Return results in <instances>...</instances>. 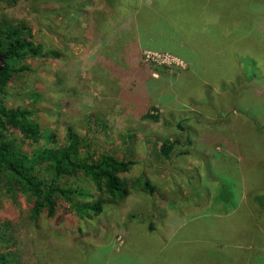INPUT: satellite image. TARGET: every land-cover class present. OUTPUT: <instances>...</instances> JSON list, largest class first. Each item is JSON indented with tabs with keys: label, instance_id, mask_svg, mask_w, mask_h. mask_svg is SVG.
<instances>
[{
	"label": "rangeland",
	"instance_id": "obj_1",
	"mask_svg": "<svg viewBox=\"0 0 264 264\" xmlns=\"http://www.w3.org/2000/svg\"><path fill=\"white\" fill-rule=\"evenodd\" d=\"M152 2L118 0L110 12L106 6H90L87 11L94 13L88 21L72 23L60 0L13 4L1 0L0 13L26 23L34 42L53 53L21 61L28 69L16 73L5 87V105L28 107L43 135L53 137L31 143L13 132L21 144L25 142L23 149L66 143L71 128L89 140L92 151L133 160L121 176H146L160 197L169 189L179 190L174 192L175 204L170 202L159 212L162 220L159 213L146 216L151 202L146 196L132 194L115 206L104 204L93 221L95 228L91 226L82 237L86 245L81 241L76 245L72 238L84 225L72 209L59 204L53 216L43 211L34 223L31 203L20 193H6L0 181V223L6 228L2 244L25 264H244L247 252L243 250L239 258L237 248L221 250L213 236L218 229L211 228L237 220L239 213L249 210L252 188L264 185V136L253 135L255 125L264 123V0L237 3L235 9L226 10L243 16L230 35L231 24H225L222 13L212 5H200L209 13L201 21L209 30L205 37L220 36L223 47L218 51L202 47L198 55L187 49L180 54L155 49L139 42L137 34L128 35L136 26L133 7H150ZM218 20L225 33L218 29ZM29 90L40 96L31 98ZM170 113L171 120L190 118L187 132L195 140L190 155L179 153L186 145L173 148L170 158L158 153L162 138L180 133L175 125H163ZM148 114L160 117H144ZM202 154L206 159L200 161ZM80 186L97 194L86 178ZM263 192L257 189L253 195ZM227 196L231 202L220 207L230 214L223 219L215 213L221 211L219 199ZM193 200L199 204L190 209ZM194 215L203 219L187 225ZM149 219L155 222L153 231L147 228ZM192 227L193 235L208 236L207 244L186 242ZM52 250L58 261L46 260L55 257L48 255Z\"/></svg>",
	"mask_w": 264,
	"mask_h": 264
},
{
	"label": "trees",
	"instance_id": "obj_2",
	"mask_svg": "<svg viewBox=\"0 0 264 264\" xmlns=\"http://www.w3.org/2000/svg\"><path fill=\"white\" fill-rule=\"evenodd\" d=\"M6 1L8 4H13L16 0ZM60 1L66 5L62 11L71 13L69 20L72 23H78L80 20L88 21L94 13V11H87L90 6H106L113 10L118 4V0ZM95 1H97V5H95ZM208 2L212 3L210 0H153L150 7L141 6L139 9L133 7L136 26L133 30V26L130 25L131 30L128 31V35H132L133 38L134 34H137L138 40L142 44L144 42L145 45L152 48L172 50L179 54L181 49L189 50L192 55L200 54L199 48L202 47L208 50H221L223 41L220 36L205 37L209 30L206 31L205 27L201 25V21L206 20L209 13L202 11L200 5L216 7L227 19L225 24L230 22L231 25L227 27L230 35L233 33L236 20L242 15H233V11L226 10L228 8L235 9L237 3H250V0H215L213 2L216 5ZM80 4L81 12L78 10ZM222 4H225L224 8H222ZM221 20L224 21L223 18ZM219 26L217 23L218 29L224 32ZM181 39H184L183 43H181ZM232 47L228 48L229 51ZM0 54L6 59L3 69L0 71V181L6 193H11V195L20 193L31 203L30 218L34 223L38 222L39 215L43 211L48 217H51L59 204H64L75 212L84 225V228L78 229L72 238L73 242L79 245L80 241L82 242V237L89 233L88 229L91 226L95 228L94 222L96 221L94 220L103 211L104 204H107L108 207L109 205L115 206L132 194L146 196L151 200L149 202L150 210L146 213L148 218L162 212L170 202L175 204L174 192L178 193V189H169L165 193L167 197H160L157 188L151 185L146 176L137 178L121 176L122 173L129 171L130 166L134 163L133 160L127 159L125 155L92 151L89 140L86 137L81 138L71 128L66 132V143L37 147L32 151L23 149L22 145L25 142L21 144L13 132H18L24 141L31 143L39 142L41 139L51 140L53 137L43 135L32 118L31 109L5 105L3 101L5 87L16 73L28 69L21 64V61L28 57L42 58L53 53L43 50L40 43L34 42L32 29L26 23L17 21L5 13H0ZM27 93L33 99L40 96L36 90H29ZM171 114L164 116L163 125L167 127L175 125L180 133H176L172 139L162 138L158 153L165 158H170L173 148L177 145H186L185 150L179 151V153L185 156L190 155V146L195 143V140L189 136L190 133L187 132L190 118L171 120ZM144 117L158 120L160 116L159 114H148ZM198 118L200 117L198 116ZM191 128L193 129L192 125ZM254 128L253 135L255 137L264 136V123H259ZM197 159L204 160L206 158L202 154ZM85 178L93 184L97 197L80 188V184ZM219 201L229 204L231 198L230 196L221 197ZM198 202V200L190 201L188 208L195 207ZM253 202L260 211H264V192L255 195ZM161 203H163L162 206ZM161 214H158L160 220H162ZM147 228L150 231L155 230V222L149 219ZM5 230L6 228L0 223V264H25L12 250L4 249L5 245L2 243L6 240L4 238ZM55 251L58 252L60 249L57 248ZM55 251L48 252V255L55 257H45L47 261L52 258L57 260L58 254ZM79 259L81 260V257ZM59 261H62V258ZM64 264L74 263L67 261ZM244 264H250V259Z\"/></svg>",
	"mask_w": 264,
	"mask_h": 264
},
{
	"label": "crops",
	"instance_id": "obj_3",
	"mask_svg": "<svg viewBox=\"0 0 264 264\" xmlns=\"http://www.w3.org/2000/svg\"><path fill=\"white\" fill-rule=\"evenodd\" d=\"M108 11L110 12V8H108ZM101 22H103V20H101ZM217 23L221 25L219 23V20L217 21ZM90 27H93V25L91 24ZM109 28L110 27H108L106 30L107 34H109ZM95 32L97 33L96 30ZM94 35L97 36V34H94ZM102 40L104 41V37ZM172 138L173 137H170V139ZM203 154L208 155V152L205 151ZM257 189L259 191L264 190V185H259V187L254 186L252 188V190L250 191V194H251L250 201L252 203H254L253 196H255L253 195V193ZM247 201H245L244 203H246ZM252 203H249L250 205L249 210L246 208L247 211L242 212V214L241 213L238 214V217H236L237 220L235 219L231 220L232 222L227 223V225H216L214 226L216 228H211V229H218L217 230L218 233L217 234L213 233V236H216L217 239L219 240V246H223L222 247L223 249L221 250H227V249L231 250L232 248H237L239 251H237L236 256H238L239 258L242 255V251L245 250L247 253L244 255V260H243L244 263L246 262L245 259L249 254L248 257L250 258V264H263L264 263V211H259V209ZM217 204H219L218 207L220 208L221 211L215 213V215L219 216L217 214L221 213L220 214L221 218L228 219L230 211H227V210L224 211V209L220 207L222 202L219 201L217 202ZM241 205H244V204H241ZM191 208L195 209L194 206L190 207V209ZM201 219H203L202 216L194 215L188 219L187 225L191 223L193 220H201ZM192 224H195V223L192 222ZM193 232H196V229H194L193 227L190 228V230L189 229L187 230L186 242L188 239H191L192 243L198 242V244H207L208 236H206L205 234H201V233L200 234L194 233L193 235L192 234ZM189 234H192V235H189ZM202 248L204 247L202 246L200 249ZM256 250L259 251V253L253 254V252Z\"/></svg>",
	"mask_w": 264,
	"mask_h": 264
},
{
	"label": "water",
	"instance_id": "obj_4",
	"mask_svg": "<svg viewBox=\"0 0 264 264\" xmlns=\"http://www.w3.org/2000/svg\"><path fill=\"white\" fill-rule=\"evenodd\" d=\"M5 63H6L5 57L0 54V71L3 69Z\"/></svg>",
	"mask_w": 264,
	"mask_h": 264
}]
</instances>
